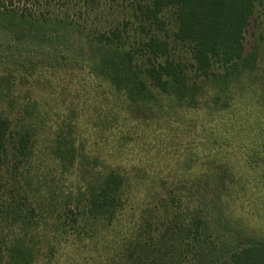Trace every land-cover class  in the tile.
Instances as JSON below:
<instances>
[{
	"label": "rangeland",
	"instance_id": "rangeland-1",
	"mask_svg": "<svg viewBox=\"0 0 264 264\" xmlns=\"http://www.w3.org/2000/svg\"><path fill=\"white\" fill-rule=\"evenodd\" d=\"M150 1L110 0L112 7L89 26L120 32L118 41L130 48L134 70L154 94L150 103L129 101L124 89L88 78L77 51L85 34L77 28L54 40L55 50L13 49L8 59L17 63L3 60L0 45V77L11 81L15 97L13 106L0 103L11 130L0 157V227L22 231L20 244L33 250L31 264H230L227 255L240 233L264 237L259 19L251 17L244 37L246 49L258 45L257 68L231 85L223 105L214 83L195 70L188 46L172 36L174 7L161 14L163 29L135 16L137 2ZM147 36L164 40L184 68L188 91L178 102L145 74L163 61L144 50ZM94 117L96 127L86 125ZM95 129L100 133H89ZM20 130L31 136L27 157L13 148ZM109 169L123 180L116 211L93 223L92 237L80 239L69 208L88 180ZM10 248L11 240L0 238V264H8Z\"/></svg>",
	"mask_w": 264,
	"mask_h": 264
},
{
	"label": "trees",
	"instance_id": "trees-1",
	"mask_svg": "<svg viewBox=\"0 0 264 264\" xmlns=\"http://www.w3.org/2000/svg\"><path fill=\"white\" fill-rule=\"evenodd\" d=\"M108 1L0 0V45L5 47L2 58H6L3 60L17 63L16 60L9 61L7 54L20 46L55 50L57 47L52 42L59 38L68 39L69 32L77 28V31H82L80 36L85 34L77 51L81 57L85 56L88 78L104 81L115 91L124 89L129 101L152 102L154 94L134 70L130 48L118 41L120 32L89 29L97 13L112 7ZM168 6L175 9L172 36L188 46L195 70L214 83L217 96L226 105L231 85L257 68L258 45L254 43L246 49L244 37L253 15L259 19L264 36V0H151L143 4L137 2L135 16L163 29L161 14ZM143 48L152 57H163L161 63L145 68L146 76L157 90L178 102L188 91L183 66L170 57L164 40L147 36ZM10 82L0 77V103L6 101L13 106L15 97ZM90 88V83L85 81L82 89L86 99ZM9 122L7 117H0V157L5 153L11 136ZM96 122L94 117V122L86 125L96 127ZM97 131L89 133L97 135L100 133ZM13 135L15 152L23 157L30 155L29 131L20 130ZM26 178L31 183L32 176L27 175ZM122 184V177L113 169L103 175L97 173L94 179L87 181L85 191L74 204L75 208L70 207L68 213L79 224L77 233L80 239L95 234L94 222L114 215ZM252 186L261 188L258 184ZM67 233L64 228L62 235ZM240 234L241 241L228 252L230 264H264V237ZM22 236L17 227H0V238L11 240L8 264H31L32 249L20 244Z\"/></svg>",
	"mask_w": 264,
	"mask_h": 264
}]
</instances>
